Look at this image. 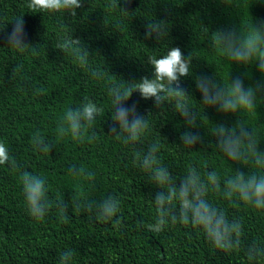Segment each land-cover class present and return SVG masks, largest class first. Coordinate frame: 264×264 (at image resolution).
Masks as SVG:
<instances>
[{
    "label": "trees",
    "instance_id": "obj_1",
    "mask_svg": "<svg viewBox=\"0 0 264 264\" xmlns=\"http://www.w3.org/2000/svg\"><path fill=\"white\" fill-rule=\"evenodd\" d=\"M29 3L0 0V141L16 164L0 165V264H59L58 255L65 250L73 251L72 264H264V209L224 195L225 181L238 170L264 174V168L252 159H229L213 134L218 125L232 128L241 123L264 153V90L258 91L254 110L225 114L202 104L196 85L198 77L226 86L236 78L245 88L264 85L258 64H236L213 44L215 31L247 32L255 24L261 26L264 0H82L76 16L34 11ZM20 18L29 44L22 52L8 45ZM152 21L164 22L161 40L145 36ZM72 38L81 41L74 48L89 52L84 65L73 52L56 47ZM170 47L192 57L189 76L181 78L180 86L189 94L197 127L189 129L174 99L157 107L154 98L144 99L134 91L125 106H135L149 127L137 143H125V133L118 138L111 132L115 109L110 89L123 91L144 77L152 78L148 58L162 57ZM86 99L103 111L82 140L60 136L65 111L81 107ZM187 131L199 135L201 142L183 145L180 137ZM36 134L50 151L34 148ZM153 144L159 148V164L177 184L190 168L206 184L207 174L217 173L220 189L209 184L206 198L230 222L242 225L239 249L219 250L202 229L170 218L161 232L149 229L157 219L154 197L159 189L139 167L138 158ZM73 167L83 168V174H74ZM24 171L46 179L51 208L42 221L26 207L19 179ZM108 196L120 202L111 221L97 220L85 210L87 203ZM252 245L261 254L250 260Z\"/></svg>",
    "mask_w": 264,
    "mask_h": 264
},
{
    "label": "clouds",
    "instance_id": "obj_2",
    "mask_svg": "<svg viewBox=\"0 0 264 264\" xmlns=\"http://www.w3.org/2000/svg\"><path fill=\"white\" fill-rule=\"evenodd\" d=\"M81 6L82 0H30L29 3V8L34 11L67 12L71 16H76V10ZM23 23V18L18 19L12 33L8 36V45L21 52L29 45L23 39ZM215 32L213 44L221 46L230 60L243 65L255 62L258 64L259 71L264 74V23L261 26L255 24L247 32L236 29ZM165 35L164 22L152 21L146 25V38L155 36L161 40ZM80 44L81 41L72 38L56 47L64 53L73 52L79 62L84 65L89 52L85 48L73 47ZM148 63L154 69L152 78L144 77L135 83L134 88L123 91L120 88L110 89L115 109L111 132L118 138L121 133H125V143H137L149 127L147 120L138 114L135 106L132 108L125 106V102L131 98L134 91H138L144 99L154 98L157 107L174 99L175 110L184 117L189 129L197 127V114L187 103L189 94L180 86L181 78L189 76L192 65L191 55L185 58L179 47H170L162 57L150 56ZM196 85L202 94V104L207 105L208 108L216 107L225 114L254 110L257 93L264 90V85L259 83L255 87L245 88L243 81L239 78L231 79L230 85L226 86L207 77H198ZM102 111V108H98L88 99L81 107L67 109L58 126L59 135H70L73 140H82L87 129L92 126ZM116 125L119 126V131ZM213 134L217 138V147L229 159L244 163L252 159L257 166L264 168V153L258 150L254 134L249 132L243 124L238 123L232 128L221 124ZM180 139L183 145L189 147H194L201 142V137L191 131L184 132ZM33 146L45 153L51 148L39 134L33 137ZM158 151V146L153 144L142 158H138L139 167L149 173L159 189L154 197L157 219L155 224L148 226L149 229L157 233L161 232L170 218L172 223L179 221L183 225L191 224L202 229L208 241L219 250L229 252L239 249L242 225L236 220L230 222L226 214L214 207L206 198L209 184L215 190L220 189V178L217 173L209 172L206 184L196 169L190 168L188 174L177 184L169 169L159 164ZM9 162L16 167L15 161L10 158L7 145L0 141V165ZM72 172L83 174L84 169L73 167ZM91 175L89 173L88 177L91 178ZM19 179L29 214L37 221L44 220L51 208L46 179L28 171L22 172ZM224 195L230 201L236 197L256 209H264V174L256 172L246 174L238 170L235 176L225 181ZM85 210L94 215L97 220L108 222L119 213L120 202L116 197L108 196L100 202L87 203ZM61 218L67 222V216ZM247 254L251 260L260 255L261 250L252 245L249 246ZM73 256L72 250L59 253V264H72Z\"/></svg>",
    "mask_w": 264,
    "mask_h": 264
}]
</instances>
